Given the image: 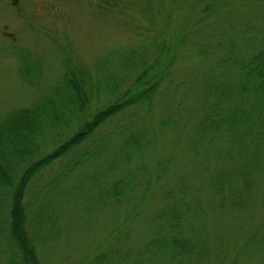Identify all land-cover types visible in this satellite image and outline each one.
Returning <instances> with one entry per match:
<instances>
[{
    "label": "trees",
    "instance_id": "16d2710c",
    "mask_svg": "<svg viewBox=\"0 0 264 264\" xmlns=\"http://www.w3.org/2000/svg\"><path fill=\"white\" fill-rule=\"evenodd\" d=\"M192 2L181 30L130 3L149 21L137 46L83 71L66 66L29 105L0 112L6 264H43L73 224L83 231L95 212L125 207L93 263L211 264L227 258L225 222L255 204L264 208V0ZM26 57L20 76L39 88ZM176 132L184 146L178 160ZM153 196L159 199L144 220L150 227L130 245L119 230ZM212 217L225 225L222 233L209 232ZM260 248L251 236L237 254Z\"/></svg>",
    "mask_w": 264,
    "mask_h": 264
},
{
    "label": "rangeland",
    "instance_id": "374dc122",
    "mask_svg": "<svg viewBox=\"0 0 264 264\" xmlns=\"http://www.w3.org/2000/svg\"><path fill=\"white\" fill-rule=\"evenodd\" d=\"M107 1L120 2L112 6ZM138 2L156 14L157 23L163 25L166 22L172 30L176 26L183 29L192 15V9H189L192 0H0V112L29 105L39 92L48 90L61 79L66 66L83 71L112 51L137 46L141 39L140 28L149 26L137 6L130 5H138ZM23 55L38 70L35 78L39 88L31 87L20 76ZM181 64L188 63L183 60ZM177 76H184V72L180 70ZM158 113L160 115L161 110ZM178 135L180 133L176 132L172 136L171 143L177 160L184 151L182 143H176ZM158 199L153 196L140 217L122 225L120 238L127 234V242L135 245L145 235L150 227L145 223V217L154 210ZM105 209L93 212L91 224L83 226V231L73 224L69 237L63 234L56 249L45 252L43 264H95L92 262L94 255L110 246L108 236L117 225L116 220L121 222L128 214L126 207L120 212ZM71 211L66 212V218ZM83 215L88 217L85 212ZM207 223L211 234L216 229L219 233L225 230V225L216 222L214 217ZM225 224L230 226L225 250L227 258L211 264H264V208L259 204L250 206L241 219ZM251 236L258 237L261 248L251 256H239L237 251L242 252L239 249ZM8 257L7 253L0 252V264H6Z\"/></svg>",
    "mask_w": 264,
    "mask_h": 264
}]
</instances>
